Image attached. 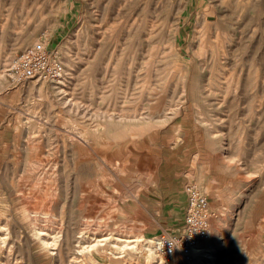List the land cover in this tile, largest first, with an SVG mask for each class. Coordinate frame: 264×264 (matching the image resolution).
I'll return each mask as SVG.
<instances>
[{
  "label": "rangeland",
  "instance_id": "1",
  "mask_svg": "<svg viewBox=\"0 0 264 264\" xmlns=\"http://www.w3.org/2000/svg\"><path fill=\"white\" fill-rule=\"evenodd\" d=\"M42 36L64 76L16 84ZM188 183V264H264V0H0V264H156Z\"/></svg>",
  "mask_w": 264,
  "mask_h": 264
},
{
  "label": "built area",
  "instance_id": "2",
  "mask_svg": "<svg viewBox=\"0 0 264 264\" xmlns=\"http://www.w3.org/2000/svg\"><path fill=\"white\" fill-rule=\"evenodd\" d=\"M64 74L62 57L45 36L21 50L9 66V75L16 84L30 81L56 82ZM184 191L186 209L183 227L173 233L164 231L157 237L154 244L156 264H170L177 254L185 263H190L195 255L194 250L210 235L214 213L208 196L193 183H188Z\"/></svg>",
  "mask_w": 264,
  "mask_h": 264
},
{
  "label": "bare ground",
  "instance_id": "3",
  "mask_svg": "<svg viewBox=\"0 0 264 264\" xmlns=\"http://www.w3.org/2000/svg\"><path fill=\"white\" fill-rule=\"evenodd\" d=\"M63 90V89H62ZM75 137H77V136H75ZM82 141V140H81ZM40 172V171H39ZM45 224V223H44ZM51 226V225H50ZM40 229V228H39ZM57 230V229H56ZM44 231V230H43ZM46 231V230H45ZM50 231H51V228H50ZM110 232V231H109ZM104 233V232H103ZM108 234V233H107ZM50 235H52V234H50ZM85 235V234H84ZM100 235V234H99ZM104 235H106V234H104ZM104 235H103V237H104ZM54 236V235H53ZM100 237V236H99ZM106 237V236H105ZM119 237V236H118ZM50 238V237H49ZM86 238V237H85ZM90 238V237H89ZM116 238V237H115ZM125 238V237H124ZM44 239V238H43ZM120 239V238H119ZM123 239V238H122ZM126 239H127V237H126ZM132 239V238H131ZM141 239L139 238V237H137V238H135V239H133V240H131V241H134V242H138V241H140ZM48 241H51L50 239L48 240ZM90 241H91V239H90ZM131 241H128L127 243H125L124 245H123V247H122V249H132V248H134L135 247V245H136V243H134V244H132V245H130L129 243L131 242ZM206 241V240H205ZM100 242V241H99ZM126 242V241H125ZM155 242H156V239H154V238H149V240L147 241V243H148V246L146 247V249H147V251H148V256H149V258H152V256L154 255V244H155ZM204 242V241H203ZM202 242V243H203ZM89 243V242H88ZM94 243V242H93ZM104 243V242H103ZM44 244H48L47 243V241H44ZM79 244V243H78ZM87 244V243H86ZM141 244V243H140ZM147 245V244H146ZM63 247V246H62ZM92 248V247H91ZM121 248V247H120ZM81 250H82V248H80ZM80 249H78L79 251H80ZM49 251V250H48ZM54 252V251H53ZM84 252V251H83ZM121 252V251H120ZM206 252H208V249H207V247L205 246V244H202V247H201V245H200V247L198 248V249H195L194 250V254H198L199 255V259H200V262L201 261H203L204 259L203 258H205V257H207V254H206ZM113 253V252H112ZM118 255V254H117ZM122 254L120 253V256H121ZM110 256V255H109ZM211 256V255H210ZM118 257V256H117ZM116 257V258H117ZM73 260V259H72ZM78 260V259H77ZM3 263V262H2ZM24 264V263H23ZM110 264V263H109ZM202 264V263H201ZM206 264V263H205ZM210 264V263H209Z\"/></svg>",
  "mask_w": 264,
  "mask_h": 264
},
{
  "label": "crops",
  "instance_id": "4",
  "mask_svg": "<svg viewBox=\"0 0 264 264\" xmlns=\"http://www.w3.org/2000/svg\"><path fill=\"white\" fill-rule=\"evenodd\" d=\"M185 195H186V193H185ZM185 209H186V203H185ZM185 209H184V214H185ZM183 223H184V215L181 216V223L178 224V225H176V226L174 227V229L177 227V229H178L177 231L181 230L182 227H183ZM169 229H170V228H168V230H169ZM174 229H170L169 231H166V232L173 233V232H175ZM177 231H176V232H177Z\"/></svg>",
  "mask_w": 264,
  "mask_h": 264
}]
</instances>
